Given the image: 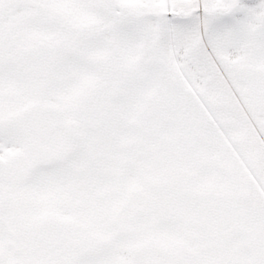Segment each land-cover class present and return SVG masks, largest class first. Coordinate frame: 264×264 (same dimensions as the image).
Segmentation results:
<instances>
[{"label": "snow or ice", "instance_id": "snow-or-ice-1", "mask_svg": "<svg viewBox=\"0 0 264 264\" xmlns=\"http://www.w3.org/2000/svg\"><path fill=\"white\" fill-rule=\"evenodd\" d=\"M0 264H264V0H0Z\"/></svg>", "mask_w": 264, "mask_h": 264}]
</instances>
